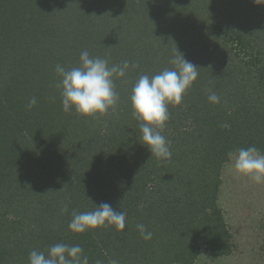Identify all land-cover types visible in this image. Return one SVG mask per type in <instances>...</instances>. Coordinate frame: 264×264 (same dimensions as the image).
<instances>
[{"label": "trees", "instance_id": "1", "mask_svg": "<svg viewBox=\"0 0 264 264\" xmlns=\"http://www.w3.org/2000/svg\"><path fill=\"white\" fill-rule=\"evenodd\" d=\"M218 4L208 7L219 15ZM236 4L239 31L201 34L190 22L199 0H0V264H29L32 250L56 243L81 246L89 264H192L200 246L212 258L231 254L217 204L221 167L239 148L264 153V0ZM176 47L201 70L182 102L168 105L161 134L172 155L161 160L143 145L130 95L140 75L175 67ZM83 50L137 66L114 80L119 101L104 119L62 110L55 67L79 66ZM102 202L126 213L123 230H69L73 212Z\"/></svg>", "mask_w": 264, "mask_h": 264}, {"label": "clouds", "instance_id": "2", "mask_svg": "<svg viewBox=\"0 0 264 264\" xmlns=\"http://www.w3.org/2000/svg\"><path fill=\"white\" fill-rule=\"evenodd\" d=\"M176 50L177 56L170 61L175 65L173 69H164L151 77L140 75L130 95L132 116L138 121L143 145L150 151L151 157L154 155L161 160H169L172 155L170 142L161 134L169 119L168 105H179L182 102L185 92L197 80L201 70L188 61L177 47ZM135 67V64L127 60L110 66L108 59L91 57L87 50L80 53L79 66L66 69L63 65H56L55 72L59 77L56 87L60 89L62 110H74L83 117L106 115L119 101L114 80L125 78L129 69ZM220 100L219 95L209 91L208 101L211 104H218ZM36 103V98H31L27 104L28 109ZM227 155L228 165L236 175L256 185H264V153L257 147L239 148ZM62 211L66 212L67 206ZM125 224L124 211H117L110 203L102 202L95 205L94 210L73 212L68 227L71 232L81 234L105 225L115 226L121 231ZM137 229L143 239H152V232L144 224H138ZM29 264H89V259L79 245L56 243L47 250V254L32 250L29 253ZM96 264L102 262L98 260ZM109 264L119 262L111 260Z\"/></svg>", "mask_w": 264, "mask_h": 264}, {"label": "rangeland", "instance_id": "3", "mask_svg": "<svg viewBox=\"0 0 264 264\" xmlns=\"http://www.w3.org/2000/svg\"><path fill=\"white\" fill-rule=\"evenodd\" d=\"M199 1H200V5L202 7V10H199V12L197 11V16H195L190 22L195 20V23H196L195 25L198 28H202V30H203L202 32H200L201 34L202 33H209V31L210 32L214 31L215 30L214 27H216V25H220L221 27H224V30L226 29L225 27H228V26H231V27H229L230 30L234 26H236L235 30H237V31L240 30V28H239L240 26L235 25L236 20H234V18L237 16L236 9L238 7H236V6H238V4H236V3L238 2V0H215L214 3L209 2L207 5H206V2L209 0H199ZM219 2L221 4V6L225 5V8L218 15V14L212 12L214 9L209 8L208 6H214V7L216 6L217 7L219 5L218 4ZM198 3L199 2H197V4ZM210 9H211V11L208 13L207 10H210ZM2 18L3 17L0 16V21ZM217 21H219L220 23L218 24ZM232 21H234V23ZM229 28H227V30ZM220 32L223 35V31H220ZM225 32H227V31H225ZM242 34L244 36L246 35L244 33H242ZM250 37L251 36H247V38H250ZM198 42L199 41L197 40V43ZM248 46H250V45L243 47L244 49L248 50V51H246L247 55H251L252 53H254L253 57H256V58H253V59H260L262 57V55L257 53V50H258L257 48H255L256 50L254 51V50H251L250 47L248 48ZM261 52L264 53V51H261ZM241 55L243 56L244 54L241 52L240 56ZM242 59L243 60L241 61V63H246V61H249L248 57H243ZM240 60H241V58H240ZM240 60H235L234 64L240 63ZM27 78L28 79H25V80H29V77H27ZM32 78H33V76H32ZM114 111H116L115 108L113 110H110L109 112H114ZM119 111L122 112L123 109H121ZM119 111L114 113V115H112L110 118L118 119L119 118V115H118ZM100 117L101 116H98V118H100ZM102 118L104 119L103 116H102ZM106 120L108 121V118ZM102 124H103V126L101 127V129H102L101 131L106 134L107 133V130H106L107 129V123L103 122ZM186 124L187 123H185V125ZM163 135L166 137L167 140H169V136L167 134L164 133ZM225 164L221 167V171H223V169H225L224 168ZM221 171H220V175L222 173ZM226 172H227V170L224 172L225 175H226ZM57 184H58V182H57ZM57 184H52V185H57ZM154 184H155V181L149 183V185L151 187ZM54 190H55V188L52 187V191H54ZM253 212H254V210H253ZM261 212L263 213L264 211H261ZM262 213L254 212L253 213V219H251V220L242 219L241 222L248 221L247 225L231 226L228 224L229 225L228 226L226 224L227 231L231 235V238L229 240L230 244H231V254L230 255L212 258L211 255H209L208 252L204 250V246H200V252L192 264H264V246H263L264 235H263L262 230H261V225L263 224V221H264V215Z\"/></svg>", "mask_w": 264, "mask_h": 264}, {"label": "crops", "instance_id": "4", "mask_svg": "<svg viewBox=\"0 0 264 264\" xmlns=\"http://www.w3.org/2000/svg\"><path fill=\"white\" fill-rule=\"evenodd\" d=\"M224 168L220 175L218 207L227 225H247L248 221L241 222V220H251L254 212L264 211V185H256L249 179L236 175L228 162ZM262 214L264 215V212Z\"/></svg>", "mask_w": 264, "mask_h": 264}]
</instances>
